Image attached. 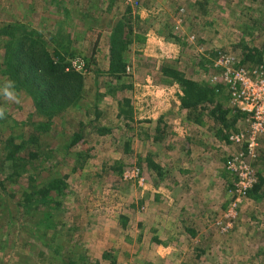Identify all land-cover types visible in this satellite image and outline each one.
I'll return each instance as SVG.
<instances>
[{
	"label": "rangeland",
	"instance_id": "rangeland-1",
	"mask_svg": "<svg viewBox=\"0 0 264 264\" xmlns=\"http://www.w3.org/2000/svg\"><path fill=\"white\" fill-rule=\"evenodd\" d=\"M118 22L131 32L122 36L126 67L116 78L108 68L110 36ZM6 24L33 31L32 37H41L52 55L64 52L69 61L65 70L84 79L78 101L51 115L49 103L35 86L37 80L43 86L39 70L29 75L25 67L10 64L12 73H7L3 49L7 38L0 35V84L14 81L19 100L0 99V107L5 108L0 119V264H145L144 255L152 247L146 228L152 223L147 221L151 210L147 187L161 183L162 171L174 173L180 154L188 165L194 154L190 151L205 139L221 165L220 184L205 193L216 196L212 208H218L204 210L210 228L205 225L177 245L184 259L176 255L170 262H157L155 258L151 264H197L196 260L264 264V140L257 147L258 156L249 160L262 177L261 187L247 190L232 228L221 232L216 222L223 219L236 189V178L225 165L237 146L225 136L245 127L244 116L241 119L225 98V89L221 108L229 110L228 119L236 116L237 121L213 125V105L184 109L180 87L161 72L166 65L215 85L220 53L242 59L245 65L253 64L244 59L248 51L264 61V0H0V27ZM76 57L83 60L82 69L71 66ZM123 108L131 111L132 118L119 117ZM42 122L49 126L34 132L40 145L27 141ZM81 123L84 140L67 148ZM157 124L162 133L154 140ZM10 136L14 143L26 141L12 158L8 150L13 147L5 146ZM30 149L39 153L26 161ZM78 153L88 157L79 160ZM147 159L160 172L150 169ZM79 162L82 166L76 167ZM121 166L122 170L138 167L142 180L126 178V173L123 177V171H117ZM57 173L68 175L67 186L61 206L50 209L49 217L46 207L35 208L22 196ZM196 204L203 207L199 201ZM38 223L47 227L42 230ZM184 241L189 244L187 251L182 248Z\"/></svg>",
	"mask_w": 264,
	"mask_h": 264
},
{
	"label": "trees",
	"instance_id": "trees-1",
	"mask_svg": "<svg viewBox=\"0 0 264 264\" xmlns=\"http://www.w3.org/2000/svg\"><path fill=\"white\" fill-rule=\"evenodd\" d=\"M23 30L24 29L22 26L21 28L20 26L19 28H16L12 24H6L0 27V35L7 38L3 45L4 61L7 66L6 71L9 74L12 73L13 66H11L10 64H14L18 68L25 67V70L29 75H31L36 70H39L42 78L44 79L43 86L41 82H38V80L34 81L36 83L35 86L36 89L41 92V95H44L45 100L49 103V111L50 114L53 115L56 112H60L71 102L78 101V96L80 95L78 94V92L80 90V87L83 86L82 83L84 77L76 71L72 70L70 72H67L65 70V67L69 65V61L63 56L64 52L57 53L56 51H54L55 54L52 55L45 46L46 42L41 37L34 38L32 37L34 33L33 31L23 32ZM129 30L131 29L129 28ZM128 32L131 31H125L122 23L118 22L110 36V61L108 73L112 77L118 78L125 70L126 64L123 61L124 41L122 39V36H128ZM54 41L56 43L55 39ZM68 53L70 54L69 57H72L74 55L73 51L71 50H69ZM252 53H250L249 51L245 53L244 59H246V61H252L253 64H264L261 55H252ZM241 60L242 59H239V61L244 64L245 61ZM218 70V68H215L216 73ZM161 72L162 74H164V76L171 78L180 87L181 94H178V97L180 106L184 109H196L200 104L201 107L204 103H211L213 105V108H211L210 110V121L212 124L222 123L224 126H229V124H233L237 120L236 116H231V119H228L227 115L229 110L221 108L220 95H223L225 93L224 85L217 82L215 83V85H212L208 81H196L190 77L185 76L176 68L166 65L161 67ZM27 77L28 76L25 74L24 79H27ZM224 96L228 99V93H225ZM118 115L119 117L125 115L124 118L127 119L132 118L131 111L124 108L119 110ZM81 125L82 123L80 124V126H78L77 131H74L72 133L66 145L67 148L78 145L84 140V127H82ZM48 126L49 125L45 122L37 124L34 128L33 133L29 135V139H27V141H35L38 143V145H40L39 143H41V140L39 135L36 133L46 130ZM99 130L102 132L108 129L102 130L99 128ZM155 132L156 133L154 135V140H158L162 133L161 129L159 128V124L156 125ZM228 136L229 135L226 134L225 137L229 141ZM13 139L14 137L10 136L7 139L8 141L5 143V146L13 147V149L8 150V157L10 158L15 157L19 149H23L26 144V141L24 140H21L19 144L14 143ZM38 153L39 151L30 149L29 155L26 157V161H30L34 157L38 156ZM78 156L79 160H82L83 158L86 159L88 157L81 155V153H78ZM146 161L150 163V169L154 167L158 172H160L159 167L156 165V163L149 159H147ZM80 162L75 166H82ZM131 168L127 167L122 170L121 166V168L117 169V171L120 173L121 170L124 172L125 170ZM14 173L15 171L13 172V174ZM67 178V174L59 176V173H57L56 175H52V178L48 182L34 189L31 193L24 194L22 198L25 202L33 203L35 208L39 206L46 207L48 210L47 213L50 217L49 210L54 208L56 209L61 206L60 197L65 193ZM261 183L262 177L258 176V182L253 186L252 191H256L257 189H259L261 187ZM0 184L2 185L3 183L0 182ZM50 223L51 222H48L47 225L54 226L53 223ZM37 227L44 230L47 226L38 223Z\"/></svg>",
	"mask_w": 264,
	"mask_h": 264
},
{
	"label": "crops",
	"instance_id": "crops-1",
	"mask_svg": "<svg viewBox=\"0 0 264 264\" xmlns=\"http://www.w3.org/2000/svg\"><path fill=\"white\" fill-rule=\"evenodd\" d=\"M238 114L242 115L240 118L243 119V114L241 112ZM201 144L197 149L190 151L194 154L189 158L188 165L184 160V154H180L178 163H175L174 173L169 170L162 171L161 183L149 184L147 187L148 190H151L149 193V209L151 210L148 211L147 221L152 223L148 224L146 228L152 235V247L148 249L147 255H144L148 259L145 264H151L157 259V262L159 260L172 261L173 257L182 251L181 247H177V245L182 243L183 238L194 236L199 229L202 231L205 225L209 227L204 210L218 209L216 205H213L212 208L215 200L213 198L216 196H207L206 194L214 189L215 184H220L219 155L215 154L216 151L212 153L210 140L205 139ZM168 148L172 147L168 145ZM163 149L160 147V151ZM185 150L190 149L186 148ZM185 155L187 157L188 154L185 153ZM201 180L206 183H201ZM203 186L205 187L203 188ZM197 201L203 207L196 204ZM183 246L184 250H189V244L185 241ZM141 249L140 251H142ZM179 256L181 259L185 257ZM155 258L157 259L155 260ZM196 261L197 264L202 263L200 260ZM186 262L184 264H193Z\"/></svg>",
	"mask_w": 264,
	"mask_h": 264
},
{
	"label": "built area",
	"instance_id": "built-area-1",
	"mask_svg": "<svg viewBox=\"0 0 264 264\" xmlns=\"http://www.w3.org/2000/svg\"><path fill=\"white\" fill-rule=\"evenodd\" d=\"M83 64L80 57L71 60V66L75 69H82ZM216 66L219 67V73L214 77V83L225 86L229 103L234 110L243 114L245 122L244 128L228 136L231 144L238 148L235 147L236 151L227 157L225 165L236 178L235 199L223 213V219L216 222L219 230L225 233L233 226L241 198L258 181L257 170L249 160L257 156L259 142L264 140V64L245 65L229 53H220ZM124 173L130 179L138 177L142 180L138 167L125 170L123 177Z\"/></svg>",
	"mask_w": 264,
	"mask_h": 264
},
{
	"label": "clouds",
	"instance_id": "clouds-1",
	"mask_svg": "<svg viewBox=\"0 0 264 264\" xmlns=\"http://www.w3.org/2000/svg\"><path fill=\"white\" fill-rule=\"evenodd\" d=\"M0 99H3L6 102H19L14 81L8 80L0 84ZM4 115L5 108L0 107V119H3Z\"/></svg>",
	"mask_w": 264,
	"mask_h": 264
}]
</instances>
